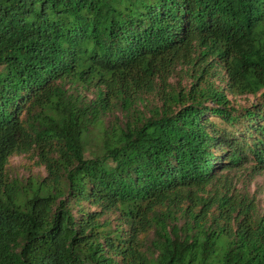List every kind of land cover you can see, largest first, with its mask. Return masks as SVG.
Returning <instances> with one entry per match:
<instances>
[{
  "label": "trees",
  "instance_id": "16d2710c",
  "mask_svg": "<svg viewBox=\"0 0 264 264\" xmlns=\"http://www.w3.org/2000/svg\"><path fill=\"white\" fill-rule=\"evenodd\" d=\"M206 58L258 106L203 69L137 108ZM21 153L45 176L9 178ZM249 157L264 169V0H0V264H264V211L215 172Z\"/></svg>",
  "mask_w": 264,
  "mask_h": 264
},
{
  "label": "rangeland",
  "instance_id": "374dc122",
  "mask_svg": "<svg viewBox=\"0 0 264 264\" xmlns=\"http://www.w3.org/2000/svg\"><path fill=\"white\" fill-rule=\"evenodd\" d=\"M210 64V66H209ZM203 78L200 79V84H214L215 86L222 88L227 94L230 103L235 109L241 111L245 108L254 109L258 106L259 97L256 94H243L234 95L228 92L226 89V75L216 59L206 58L204 61L198 59L189 61L178 62L172 70L165 76V83L158 78L156 80V86L152 91L143 93L140 99L136 100L137 108L145 111L149 105H156L162 103L163 93L162 90L172 89L174 92H187L197 83L195 77L203 70ZM77 91L82 94L85 100L94 98V87H78ZM211 105V102H204ZM235 111L237 114L239 111ZM111 113L105 115V120L110 119L112 115L122 117L123 110L118 105L111 107ZM204 117L216 127L226 129L237 133L238 137L240 133L244 131V121L240 120V123H236L234 126H228L221 121L218 117L212 116L210 113H206ZM211 126V125H210ZM213 126V125H212ZM244 134V133H243ZM223 149V148H222ZM212 151L218 155L219 150L212 148ZM255 161L250 157L245 162L234 166L231 169H223L218 167L216 173L221 175L220 183L224 186L222 191L224 193L235 194L241 198H245L246 202L252 201L256 211L263 213L264 211V169L256 171L254 167ZM6 171L9 174V178L15 176L26 179L27 177L45 176L44 167L39 164L37 157L33 153H21L14 154L9 158L6 165ZM213 193V190L211 191ZM236 197V198H239ZM183 222L181 220L180 224Z\"/></svg>",
  "mask_w": 264,
  "mask_h": 264
}]
</instances>
